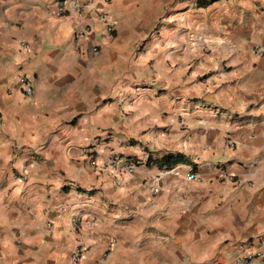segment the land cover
Wrapping results in <instances>:
<instances>
[{
	"label": "crops",
	"instance_id": "1",
	"mask_svg": "<svg viewBox=\"0 0 264 264\" xmlns=\"http://www.w3.org/2000/svg\"><path fill=\"white\" fill-rule=\"evenodd\" d=\"M78 1L0 0V264L264 257V0Z\"/></svg>",
	"mask_w": 264,
	"mask_h": 264
},
{
	"label": "built area",
	"instance_id": "2",
	"mask_svg": "<svg viewBox=\"0 0 264 264\" xmlns=\"http://www.w3.org/2000/svg\"><path fill=\"white\" fill-rule=\"evenodd\" d=\"M70 1L71 3L67 4V2ZM89 5L81 4L78 0H56V15L57 16H69L73 15L75 16L78 21L80 28H78L75 31L74 38L79 39L88 30L87 25L85 23L88 14L91 12L89 9ZM98 19L102 22H106L107 24V31L110 33L112 32L113 28L108 23L109 19L106 16V14H99ZM21 46L25 49H29L28 45L25 43H21ZM93 51L96 53L98 51L97 46H94ZM252 54L256 55H262V52L258 50L257 47L252 49ZM19 83L24 86V93L27 96L32 95L33 88L29 81H27L24 77L19 79ZM99 144L98 141H93L89 146L84 148V153L88 154L91 158V164L96 166L97 165V157L96 155V147ZM103 169L108 170L112 172L116 177V185L121 186V177L124 175H132L136 172L138 166L137 163L130 160L121 157L118 154L110 153L107 157H105L99 164ZM188 180H198L195 174L189 173L187 176ZM220 179L225 182H232L233 177L232 175L228 173H222L220 175ZM81 222L80 216H75L71 219V226L73 229H77L79 227V224ZM87 226H91L90 224H87ZM81 251H76L74 255L72 256V262L78 263L81 258ZM263 253L257 252V253H250L245 257H237L234 261V264H255V262H258L259 264H263L264 262Z\"/></svg>",
	"mask_w": 264,
	"mask_h": 264
},
{
	"label": "trees",
	"instance_id": "3",
	"mask_svg": "<svg viewBox=\"0 0 264 264\" xmlns=\"http://www.w3.org/2000/svg\"><path fill=\"white\" fill-rule=\"evenodd\" d=\"M212 1H214V0H208V1L204 2V4H208V3L212 2Z\"/></svg>",
	"mask_w": 264,
	"mask_h": 264
}]
</instances>
